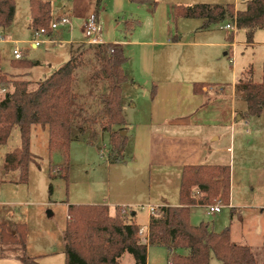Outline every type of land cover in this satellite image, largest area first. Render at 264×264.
<instances>
[{
  "label": "crops",
  "instance_id": "obj_1",
  "mask_svg": "<svg viewBox=\"0 0 264 264\" xmlns=\"http://www.w3.org/2000/svg\"><path fill=\"white\" fill-rule=\"evenodd\" d=\"M45 2L49 3L51 17L66 15L71 19V32L65 41L69 53L63 55L62 51H56L52 57L54 63L67 62L76 45L87 43L84 26L95 14L101 42L120 48L127 59L123 64L127 82L122 85L121 92L127 137L123 161L108 160L106 194L102 201L86 205H106L110 211L119 208L134 215V221L137 217L134 210L138 208L178 207L185 167L228 166L230 193L236 148L241 170L245 160L243 152L248 146L243 144V135L248 136L251 132L246 129V104L241 105L243 101L235 89L240 78L221 56L231 46L228 37L218 35L213 25L200 29L203 22L200 19L175 17V7L194 5L184 0H153V3L142 5L129 0H99L97 10V0H69L61 4H57V0H27L29 28L32 14ZM9 6H14L15 18L16 1L0 0V9ZM233 6L240 10L235 4ZM222 24H217L218 30L226 31L221 29ZM10 27L0 28V42L11 41L5 40ZM76 29L80 32V40L75 39ZM30 46L35 48L33 43ZM38 65L37 62L34 66ZM227 81L231 83L226 84ZM99 82L106 89L104 81L95 82L88 77L86 91L77 95L73 92L75 77L71 116L73 108L82 115L90 113L87 104L93 99L92 85ZM195 84L202 85L201 93L194 91ZM41 130L46 133L48 144L47 129ZM248 143L252 144V141ZM226 206L231 215L237 210L232 194L231 199L229 194ZM194 207L206 209L199 205L191 209ZM244 207L242 209L249 210ZM261 221L264 222V216ZM147 227L148 223L145 229ZM6 228L13 234L15 225ZM261 233L264 245L263 230ZM262 253L264 255V249ZM124 261L134 264L128 254L120 258L121 264H126Z\"/></svg>",
  "mask_w": 264,
  "mask_h": 264
},
{
  "label": "trees",
  "instance_id": "obj_2",
  "mask_svg": "<svg viewBox=\"0 0 264 264\" xmlns=\"http://www.w3.org/2000/svg\"><path fill=\"white\" fill-rule=\"evenodd\" d=\"M129 1L137 5L153 3V0ZM98 4L99 0L96 10ZM174 13L177 18L202 20V30L229 20L234 23L236 30L246 31L247 43H252L256 31L264 30V0H249L242 10H235L230 4H194L177 6ZM14 14V6L0 9V28L10 27ZM50 19L49 3H42L39 10L32 14L30 28L46 26ZM94 54L99 69L91 80L103 78L106 85V96L102 101L105 120L101 131L108 134L109 160L122 162L127 137L120 134L126 131L121 92L122 85L127 82L123 71L127 59L121 49L113 44L96 45ZM12 65L30 68L35 63L15 60ZM79 66L82 63L72 50L66 63L46 79L36 82L32 88L29 87V81L0 76V90L5 92L0 99V146L7 143L14 127L18 128L20 135V145L4 155L3 169L5 173L17 171L18 182H27L29 165L36 160L30 152V133L34 127L47 129L49 150H60L68 165L69 147L75 130L71 116L72 102L75 100L72 84L75 80L74 72ZM261 70L260 82H254L252 71H248L235 84L236 91L246 104V118L264 113V62ZM201 88V84L194 85L196 93H201ZM151 97H154V91ZM86 129L77 128L80 131ZM179 202L178 207H160L149 217L147 244L137 239L139 227L134 222V215L129 212L123 216L119 208H115L111 214L106 205H68L67 216L72 221L66 223L63 233L64 264H121L120 258L124 254L130 255L134 264H147V246L167 248V264H209L211 257L220 264H259L254 249L231 242L229 228L215 233L207 224L193 226L190 223L192 206L216 203L228 205V166L185 167ZM25 239L24 225H15L13 234L5 231V225H0L2 251L9 252L17 248L24 250ZM179 249L187 250V254H177L176 250Z\"/></svg>",
  "mask_w": 264,
  "mask_h": 264
},
{
  "label": "rangeland",
  "instance_id": "obj_3",
  "mask_svg": "<svg viewBox=\"0 0 264 264\" xmlns=\"http://www.w3.org/2000/svg\"><path fill=\"white\" fill-rule=\"evenodd\" d=\"M15 1L17 13L5 39L11 41L0 42V71L4 72H0V76L29 81L31 83L29 87L32 88L36 82L46 79L66 62L54 63L56 61L52 57L56 51H62L61 54L68 55L69 46L65 41L71 30L60 27L52 31L50 35L40 36L38 40L41 44L32 48L30 44L33 43V31L26 20L27 0ZM63 1L69 0H57V4ZM184 1L190 4H235L241 10L245 2L249 0ZM53 20L54 18L51 17L48 24L42 28H47ZM30 23H32V18ZM228 23L230 21L226 20L221 26ZM213 26L218 35L228 37L231 46L225 49L221 56L231 64L238 79L246 76L248 71H252V80L260 82L264 62V30L256 31L252 43H247L245 30L228 33L219 31L217 25ZM74 34L76 40L81 39L77 29ZM1 38L2 35H0ZM16 48L21 52L20 60L38 62L39 65L30 68L14 67L12 62L15 59L12 52ZM73 49L82 63V66L77 67L74 72L76 83L73 92L83 95L87 88L88 77L91 79L99 69V63L94 54L96 45L78 44ZM99 79L104 81L103 78ZM230 83L226 82V84ZM92 86L93 99L87 104V107H90V113L82 115L73 108L72 120L75 130H73V141L69 147L68 165L65 164L58 149L49 150L47 135L41 127H34L30 133V152L36 160L29 165L27 182L20 183L17 171L4 174L2 168L4 154L20 145L17 127L12 129L7 143L0 146V225L12 228L14 225L22 224L26 229L25 249L17 248L6 252L0 247V264H64L63 233L66 223L72 221V218L67 216V206L86 205L103 200L108 189L106 163L109 160L108 134L101 131V125L105 120L102 101L106 95V89L100 82L93 83ZM0 91H2L0 92V99H2L5 92ZM241 105L244 106V101ZM78 127L87 129L80 131L77 130ZM246 129L251 134L243 135V144L248 145L243 152V159H245L243 169L238 168L239 150L237 147L234 182L229 193L230 199L231 194L233 196V204L237 210L232 216L230 208L222 203H216L213 205H223L221 213L211 215L204 207H194L190 210V223L193 226L201 223L207 224L209 229L215 233L229 228L231 242L253 248L258 255L259 264H264L261 233L262 230L264 232V222L261 221L264 211L260 210V208L264 209V113L248 117ZM250 140L252 144L248 143ZM50 187L51 192H49ZM243 205L249 210L242 209ZM119 212L123 216L128 215V212L122 209ZM134 212H137L134 222L140 228L136 237L140 243L144 244L148 214L145 208H138ZM110 213L112 214L113 211ZM6 227L5 231L11 234ZM140 230L143 232L140 233ZM176 253L186 255L187 250L179 249ZM29 260L32 262H28ZM124 262L128 263V261ZM167 262V248L147 246V264H167ZM209 264H220V262L211 257Z\"/></svg>",
  "mask_w": 264,
  "mask_h": 264
},
{
  "label": "built area",
  "instance_id": "obj_4",
  "mask_svg": "<svg viewBox=\"0 0 264 264\" xmlns=\"http://www.w3.org/2000/svg\"><path fill=\"white\" fill-rule=\"evenodd\" d=\"M60 27H64V28H71V19L69 16H60V17H56L54 18L53 21H51L48 25L47 28H32L33 31V44L36 47L37 45H40L41 42H39L38 38L40 36L43 35H50L52 31L57 30ZM221 29L226 30V31H235V26L234 23H228L225 24L221 27ZM84 35L86 37L87 43L91 44V45H99V44H103L99 38L100 36V25L95 17V15H91L85 26H84ZM13 54V58L15 60H20L22 55L21 52L16 48L13 50L12 52ZM223 207V205L221 204H217V205H208L206 206V210L209 214L213 215L216 213H219L221 211V208ZM147 213L149 216H151L154 212H155V208L148 206L146 208ZM125 211V210H124ZM143 231L140 230V233H142ZM146 232V244L148 243V227L147 229H145Z\"/></svg>",
  "mask_w": 264,
  "mask_h": 264
},
{
  "label": "water",
  "instance_id": "obj_5",
  "mask_svg": "<svg viewBox=\"0 0 264 264\" xmlns=\"http://www.w3.org/2000/svg\"><path fill=\"white\" fill-rule=\"evenodd\" d=\"M120 134L123 136V135H125V132H121Z\"/></svg>",
  "mask_w": 264,
  "mask_h": 264
}]
</instances>
